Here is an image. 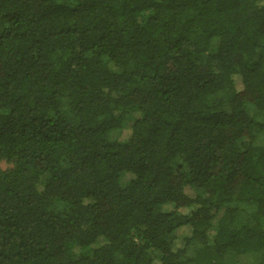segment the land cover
<instances>
[{"label":"trees","instance_id":"obj_1","mask_svg":"<svg viewBox=\"0 0 264 264\" xmlns=\"http://www.w3.org/2000/svg\"><path fill=\"white\" fill-rule=\"evenodd\" d=\"M243 255L264 264V0H0V264Z\"/></svg>","mask_w":264,"mask_h":264},{"label":"rangeland","instance_id":"obj_2","mask_svg":"<svg viewBox=\"0 0 264 264\" xmlns=\"http://www.w3.org/2000/svg\"><path fill=\"white\" fill-rule=\"evenodd\" d=\"M252 114L254 115L255 112L252 111ZM134 118L133 117H128L124 120V123H123V128L122 129H119V130H114L111 134L112 138L113 139H117V138H123L126 136V132L127 130L124 132H122L123 129L131 126L134 122ZM1 166L3 169H8V168H11V164H8L7 162H2L1 163ZM134 176L131 174V173H125L123 176H122V182L123 183H128L131 179H133ZM218 217L213 221V224L216 225V221H217ZM178 231L176 232V235L178 236V238L180 240H182L183 238L185 237H189L191 235V232L192 230L190 229V226H185V227H182L181 229H177ZM181 244V242H180ZM180 244L177 246L179 247ZM78 251L77 249H75V252ZM240 261L241 263H251L254 261L253 257L251 255H243L240 257Z\"/></svg>","mask_w":264,"mask_h":264}]
</instances>
